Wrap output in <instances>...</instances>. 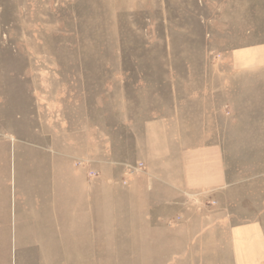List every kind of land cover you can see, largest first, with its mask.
I'll return each instance as SVG.
<instances>
[{
  "label": "rangeland",
  "instance_id": "obj_1",
  "mask_svg": "<svg viewBox=\"0 0 264 264\" xmlns=\"http://www.w3.org/2000/svg\"><path fill=\"white\" fill-rule=\"evenodd\" d=\"M0 264H264V0H0Z\"/></svg>",
  "mask_w": 264,
  "mask_h": 264
},
{
  "label": "crops",
  "instance_id": "obj_2",
  "mask_svg": "<svg viewBox=\"0 0 264 264\" xmlns=\"http://www.w3.org/2000/svg\"><path fill=\"white\" fill-rule=\"evenodd\" d=\"M241 60L243 61L244 59H241ZM238 232H239V234L236 235V237H260V233L258 231H256V233H254L249 228L246 229V234H242V232H245V229H239Z\"/></svg>",
  "mask_w": 264,
  "mask_h": 264
}]
</instances>
